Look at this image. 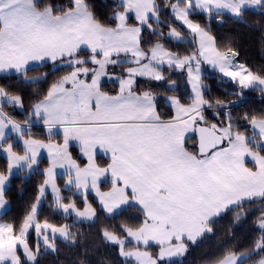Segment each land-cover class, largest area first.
<instances>
[{"label": "snow or ice", "instance_id": "snow-or-ice-1", "mask_svg": "<svg viewBox=\"0 0 264 264\" xmlns=\"http://www.w3.org/2000/svg\"><path fill=\"white\" fill-rule=\"evenodd\" d=\"M161 4L0 0V79L14 76L33 85L44 83L50 72H65L32 104L24 124L5 111L23 109L22 96L11 85H0V153L6 157V167L0 169V217L11 211L6 197L17 174L36 171L41 150H47L49 159V166L39 173L44 179L35 189V202L23 219L19 223L0 219V264H39L40 256L59 250L58 239L69 247L77 245V233L72 231L76 223H95L98 211L114 219L129 208L142 213L139 224L122 225L123 236L106 227L101 230L106 244L119 246L124 264H184L189 244L212 234L220 219L245 204H264V114L245 113L243 124L233 123L231 115L246 103L249 90L260 92L264 100V70L253 71L239 62V51L218 45L211 31L213 23L223 25L225 15L243 23L249 13L260 16L264 27V0H161ZM161 15L179 22L191 40L164 23ZM197 17L208 22L202 24ZM145 32L177 46L190 43L193 51L181 56L158 42L146 48ZM123 64L128 67L121 72L110 71ZM205 64L221 74L222 83L226 78L235 86L228 94L238 97L239 103L206 99L210 85L202 79ZM49 65V72L28 76L34 68ZM164 65L187 73L186 101L150 90L137 92L138 78L164 81ZM105 81L118 84V90H105ZM168 90L175 91L174 84ZM208 108L218 110L217 122H208L204 115ZM34 124L47 132L48 142L35 138ZM56 129L62 130V143L51 142ZM189 140L194 142L191 148ZM72 142L86 162L73 157ZM17 143L23 154L14 151ZM98 153L107 157L103 166L97 162ZM57 168L64 170V189H75L73 195L83 198V209L62 195ZM109 177L110 188L102 191L101 184ZM49 192L50 207L64 218L75 217L72 224L41 222V205ZM91 194L98 209L89 203ZM245 215L240 211L234 219ZM258 228L261 235L250 249L228 250L212 264H248L254 256L260 257L256 264H264V211ZM32 232L34 248L29 244ZM133 241L134 247L128 249ZM153 245L158 248L155 253L148 250Z\"/></svg>", "mask_w": 264, "mask_h": 264}, {"label": "trees", "instance_id": "trees-1", "mask_svg": "<svg viewBox=\"0 0 264 264\" xmlns=\"http://www.w3.org/2000/svg\"><path fill=\"white\" fill-rule=\"evenodd\" d=\"M60 2V0H57ZM106 0H98L100 5H103ZM158 4H161V0H157ZM161 6H163L161 4ZM111 10L109 9V12ZM167 11V10H166ZM101 14H103V8H101ZM161 20L168 21L167 24H171L176 27L178 31H181L182 35L186 36L187 40H191L190 35H186V30L183 29L179 22H173V20L165 15H161ZM198 22L205 24L207 19L196 18ZM260 16L254 14H246L243 23H237L233 19H229L227 15L224 17L223 25L218 23L212 24V34L216 37L218 45L233 46L239 51L240 55L237 58L239 62L247 64L253 71L264 70V27L259 23ZM135 22L134 20L132 23ZM260 29V30H257ZM167 34L168 29H162ZM145 44L144 47H151L155 43H161L166 48L173 52L179 53L181 56L190 54L193 51L194 45L190 43H183L179 46L174 41L169 42L161 40L156 36H151L148 32L144 33ZM49 67L43 69L34 68L29 71V77L41 76L44 72H49ZM202 79L206 85H210V93H206V99H221L224 102L233 101L239 103L238 97L229 95L235 90V86L228 83L225 78V82H221L220 75L211 69L209 65L202 66ZM167 73V71H165ZM169 73V74H168ZM165 75L164 81H153L147 78L137 79V91L150 90L157 96H164L166 94L175 93L181 96L183 101L187 100L189 89L186 84V72L175 71L174 69L168 71ZM64 71L50 72L47 80L44 83L25 85L18 82L13 76L11 79H0V85H11L12 89L20 94L24 101L23 109L20 111L13 109L15 116L19 122L25 120L28 111L37 98H42L46 93L48 85L60 76L64 75ZM174 84L176 90L169 91V85ZM116 84L112 82H105L104 89L114 90ZM162 111H170L167 108L161 109ZM207 110V109H206ZM205 110L204 115L208 118L209 123L217 122V118L208 114ZM245 113L251 115L264 114V100H262V94L255 90H249L246 92V103L240 107L231 110L233 117V123L243 124L242 117ZM164 118H169L165 116ZM32 132L35 137L46 139L47 132L44 129L38 127H32ZM57 138V136H54ZM194 142L188 141V146L191 148ZM72 154L78 161L83 160L78 155L76 148L72 147ZM99 162L103 164L104 159L98 158ZM6 167V158L0 153V169ZM43 172V168L39 167L36 171H33L27 178L22 174L12 180L11 191L7 194V199L11 205V211L8 215L0 217V219L8 222L19 223L23 217L27 214V211L32 203L35 202V189L43 182L44 177L39 173ZM104 185V183H103ZM48 194L46 200L41 205V211L39 218L41 221L47 219L53 224H72L73 220L70 218H64V216L58 212H55L50 207L51 201ZM95 202V201H94ZM95 206L98 209L99 206L95 202ZM240 211H246L241 220L236 221L234 217ZM261 211H264V204L257 201L253 204H245L243 209H235L228 213L224 219H220L215 225H213V233L204 237L196 245L189 244V251L185 257H183L184 264H212L217 257L222 256L228 250L244 251L253 246V241L256 240L261 232L256 226L258 218L261 215ZM98 219L95 223L83 222L76 223L72 228V231L77 233L78 243L75 247H69L67 244L57 240L58 251L55 254L42 255L39 258V264H124V259L119 256V251L116 245L106 244L103 241L101 230L102 228H108L111 231H115L118 235H123L119 231L120 227L124 224L137 225L143 219L142 213L136 208H129L122 215L116 216L114 219L107 218L105 214L98 211ZM136 218V219H134ZM31 233V238H32ZM150 249L156 251L157 247L153 245ZM264 255V254H262ZM259 256H254L252 260L248 261V264H255L259 259ZM134 264V262H132Z\"/></svg>", "mask_w": 264, "mask_h": 264}, {"label": "rangeland", "instance_id": "rangeland-1", "mask_svg": "<svg viewBox=\"0 0 264 264\" xmlns=\"http://www.w3.org/2000/svg\"><path fill=\"white\" fill-rule=\"evenodd\" d=\"M162 21H164V23H168V21H166V20H162ZM155 26V25H154ZM168 32V31H167ZM165 47V46H164ZM166 48V47H165ZM167 50H169L168 48H166ZM169 51H171V50H169ZM126 67H128L127 66V64H123V65H121L120 67H118V68H116V69H110V71H116L117 73H119V72H121L124 68H126ZM170 70H172V68H168L167 67V65H164L163 66V68H162V72H163V75H164V77H165V75L168 73V71H170ZM165 71H167V73L165 72ZM202 73H203V70H202ZM169 74V73H168ZM142 78V77H141ZM186 84H187V73H186ZM187 86H188V89H189V92H190V86L187 84ZM172 95H176V96H178L177 94H175V93H170V94H166V95H164V96H172ZM188 96V95H187ZM182 102H184L183 100H182ZM7 113H9V115L11 116V117H13V119H15L17 122H18V120H17V117L15 116V113L13 112V109H11V108H7L6 110H5ZM207 113L208 114H211V116H214V117H216V112L218 111L217 109H213V108H208L207 110ZM207 120H208V118H207ZM22 123L21 124H24V122H25V120H23V121H21ZM33 127H38V128H41V129H43L41 126H35V125H33ZM35 138H37V139H41V138H38V137H35ZM44 140V139H43ZM45 142H48L47 140H45ZM52 143H59V142H56V141H51ZM14 151H16L17 153H19V154H23L22 153V146H21V144L20 143H17L16 144V146L14 147ZM2 155L4 156V154L2 153ZM5 157V156H4ZM74 157V156H73ZM6 158V157H5ZM75 158V157H74ZM39 159H40V164H39V167H41V168H43V170L45 169V168H47L48 166H49V159H48V153H47V150H41V153H40V157H39ZM79 162V161H78ZM39 169V168H38ZM57 185L62 189V195H64V196H66V197H69V198H71V199H75L76 201H77V206L78 207H80L81 209H83V207H84V205H83V203H82V197H80V196H78V195H73V193L75 192V189H73L71 192H69V191H67V190H65L64 189V180L66 179V177L63 175V173H64V170L63 169H60V168H57ZM18 174H22V176L23 177H25V178H27L30 174L28 173V172H26V171H24V172H19ZM101 186H102V184H101ZM101 190L102 191H105L104 189H102L101 188ZM49 196H50V201L52 202V194H51V192H49ZM89 203H91L92 204V206L93 207H95L96 208V206H95V202L97 203V201H96V198H95V196H94V194H91V195H89ZM46 200V199H45ZM44 200V201H45ZM43 201V202H44ZM95 201V202H94ZM42 202V203H43ZM98 204V203H97ZM60 214H62V213H60ZM63 215V214H62ZM70 219H72L73 221H74V219H75V217H69ZM42 222V221H41ZM85 222H90V221H85ZM53 224V223H52ZM63 224H66V223H62V224H55V225H57V226H60V225H63ZM256 226L258 227V222L256 223ZM32 238H30V240H29V244L34 248L35 247V244H36V237H35V233L34 232H32ZM121 236H123V235H121ZM131 243H133V245H129L130 243H128L127 245H126V247L128 248V249H131V248H133L134 247V244H135V242L133 241V242H131ZM116 247L118 248V251H119V246L118 245H116ZM149 251H151V252H153V253H155V252H157L158 251V248L156 249V251H154V250H152V249H148ZM122 259H124L123 257H121ZM256 264V263H255Z\"/></svg>", "mask_w": 264, "mask_h": 264}, {"label": "crops", "instance_id": "crops-1", "mask_svg": "<svg viewBox=\"0 0 264 264\" xmlns=\"http://www.w3.org/2000/svg\"><path fill=\"white\" fill-rule=\"evenodd\" d=\"M133 23H135V22H133ZM127 66H128V65H127ZM174 70H175V71H178V70H176V69H174ZM142 78H143V77H142ZM105 82H109V81H105ZM112 83H113V82H112ZM115 84H116V83H115ZM113 87H114V90H107V91H111V92L114 93L115 91L118 90V84H116V85L113 86ZM105 90H106V89H105ZM143 91H145V90H143ZM137 92H140V91H137ZM7 108H11V107H6L5 110H6ZM11 109H15V110L20 111V108H11ZM12 119H13V117H12ZM165 119H168V118H165ZM14 120H15V119H14ZM18 122H19V121H18ZM19 123H22V122H19ZM34 125H35V126H41V125H37V124H34ZM41 127H42V126H41ZM54 131L57 132V134L55 135V136H57V138L52 139V141H56V142L62 143V141H63L62 130H61V129H56V130H54ZM44 140H46V139H44ZM72 147L76 148V151H77L78 155H79L80 158L83 160L81 163L86 162V158L82 157L81 154H80L78 144H77L76 142H72V144H71V146H70V149H69L71 152H72ZM99 157H100L101 159H104L105 162H106V160H107V157L104 156L102 153H98V155H97V162H98L101 166H103L105 162H103V164L100 163L99 160H98ZM79 162H80V161H79ZM247 166H248V167H252L253 165H252L251 162H248V165H247ZM101 188L104 189L105 191H108V190H109V188H110V177L108 178V180H107L106 182H104V185H103V183H102ZM129 245H133V243H130Z\"/></svg>", "mask_w": 264, "mask_h": 264}]
</instances>
